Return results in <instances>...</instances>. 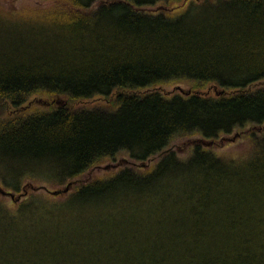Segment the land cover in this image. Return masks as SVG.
<instances>
[{"label": "trees", "instance_id": "obj_1", "mask_svg": "<svg viewBox=\"0 0 264 264\" xmlns=\"http://www.w3.org/2000/svg\"><path fill=\"white\" fill-rule=\"evenodd\" d=\"M174 2L14 0L0 13V199L20 192L17 215L0 203L13 224L0 225V264H264V130L246 159L201 142L264 127V0H199L182 12ZM181 81L186 95L155 89ZM33 97L64 102L28 113ZM96 97L110 109H75ZM182 136L197 138L184 159L169 150ZM121 152L148 168L74 191L86 213L103 219L121 205L126 218L93 227L88 244L53 229L65 206L22 205L46 192L20 185L30 166L71 180ZM27 214V231L12 233ZM42 221L51 226L37 230Z\"/></svg>", "mask_w": 264, "mask_h": 264}, {"label": "rangeland", "instance_id": "obj_2", "mask_svg": "<svg viewBox=\"0 0 264 264\" xmlns=\"http://www.w3.org/2000/svg\"><path fill=\"white\" fill-rule=\"evenodd\" d=\"M14 0L7 1L4 4L0 3V13H9L12 11L10 10V6L13 5ZM199 0H178V2H174L175 5L179 7V12L185 11L187 7L190 4H195ZM19 7V6H18ZM151 11L158 10L157 7H152L150 9ZM190 83L187 81H181V82H170L167 84H164L162 86L156 87L155 89L162 93L165 97H170L172 95H186L188 92ZM151 91L152 89H148ZM221 91V90H220ZM210 95H218L219 91L215 89L209 90ZM31 107L27 112L29 113L33 109L37 110H46L50 108V104L52 102H55L57 104V107L61 106L64 102L63 97H58L54 99L50 98H43V97H33L31 99ZM52 105V106H54ZM51 106V107H52ZM85 106L89 108H102L109 110L110 104L103 99L91 98L89 100H83L80 103L75 105V109ZM260 127L256 126H249L245 128H241L238 130H235L229 135L222 136L220 139H217L215 142V145H213V141H201L203 146L207 148V151L209 150L216 156H219L223 159L229 160V159H246L248 155L251 154V141L250 135L254 134L253 136L261 137L262 130H264V127L258 129ZM261 130V131H260ZM195 136H182L175 138L169 145V150L171 152H174L178 158L184 159L187 156H189L192 152V144L196 142ZM211 143L210 146H208V143ZM212 146V147H211ZM206 150V149H205ZM155 163V162H154ZM147 163H140L136 160H133L127 153L121 152L110 159H105L95 165L94 167L90 168L89 170H86L82 174H80L77 177L72 178L71 180H60L57 176H55V169L53 166L46 165L43 167H40L38 165L30 166L33 168V174L30 176L32 179H23L22 183L20 185H23L27 182V180L33 181V184L36 186L43 185L44 188L50 190V191H63L67 188L66 192H63L58 195H51L44 191L42 192H32L29 191L27 195V199L23 202L22 205L26 202H30L32 200H38L41 201L44 205H54V204H61V206L65 207H57V209L63 213V216L60 217L59 222H51L52 225L57 226L58 228H53L54 230H58L59 233H63L64 235L70 236V239L72 242H78L81 244L80 246L88 244L91 238L93 227H97L98 225H104V227L108 230L109 225L114 222L115 220L125 221V217H120L122 207L121 205L112 206L111 209L117 208V211L109 212V216H106L102 219V213L94 212V213H86L90 207L84 208L83 206L76 201L73 203V199L75 198V189L79 185L91 181H98L102 179H107L109 177H114L115 175H118L121 170L123 169H133L137 170L139 172H143V170L147 169L148 166H146ZM154 167V166H153ZM125 171V170H124ZM123 171V172H124ZM121 172L120 174H122ZM119 174V175H120ZM27 178V176H24ZM1 185V184H0ZM66 185V186H65ZM2 186V185H1ZM3 188V187H2ZM6 189V188H5ZM10 192L16 194L14 196V200H18V194L20 192L12 191L11 189H7ZM74 192V193H73ZM73 193V194H72ZM29 199V200H28ZM0 203H2V209L5 215L9 213V215H17L18 212L15 210L17 209V205L13 203V200L11 198L6 199H0ZM40 209L38 210L39 214L44 213L46 211V207L39 206ZM14 211L16 213H14ZM30 214H27L25 216H22L16 223H22L23 225H16L11 228L12 233L21 234L27 231L25 227L27 225H24V223H28V221L31 219ZM105 223H98V220H100ZM14 220V219H13ZM40 225L37 226V230L46 229L50 227L49 224L46 221L39 222ZM108 226H105V225ZM0 225L6 227H11L12 223H5L2 222L0 219ZM48 230V229H47ZM52 230V228L50 229ZM30 231V230H29ZM101 240H104L102 237ZM73 242V243H74ZM1 246H3L2 243H0ZM95 246L98 247V241L94 243ZM7 250V248H0V252Z\"/></svg>", "mask_w": 264, "mask_h": 264}, {"label": "water", "instance_id": "obj_3", "mask_svg": "<svg viewBox=\"0 0 264 264\" xmlns=\"http://www.w3.org/2000/svg\"><path fill=\"white\" fill-rule=\"evenodd\" d=\"M43 189H44L48 194L55 195V196L67 191V188H66L65 190H63V191H58V190H56V191H50V190H48V189H46V188H43ZM0 192H2V190H0ZM3 194L10 196V198H11L12 200H14V196H13L12 194H10V193H5V192H4Z\"/></svg>", "mask_w": 264, "mask_h": 264}]
</instances>
